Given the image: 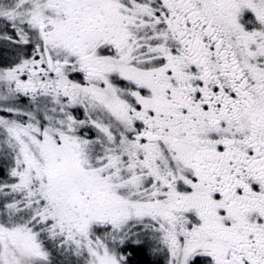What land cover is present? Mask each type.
<instances>
[{"label":"snow or ice","instance_id":"6c2138e0","mask_svg":"<svg viewBox=\"0 0 264 264\" xmlns=\"http://www.w3.org/2000/svg\"><path fill=\"white\" fill-rule=\"evenodd\" d=\"M0 264H264V0H0Z\"/></svg>","mask_w":264,"mask_h":264},{"label":"rangeland","instance_id":"374dc122","mask_svg":"<svg viewBox=\"0 0 264 264\" xmlns=\"http://www.w3.org/2000/svg\"><path fill=\"white\" fill-rule=\"evenodd\" d=\"M78 115H80V116H81V118H83V115H82V113H78Z\"/></svg>","mask_w":264,"mask_h":264}]
</instances>
